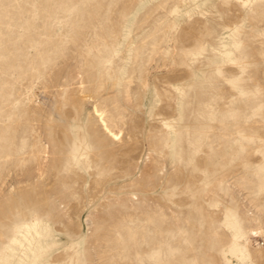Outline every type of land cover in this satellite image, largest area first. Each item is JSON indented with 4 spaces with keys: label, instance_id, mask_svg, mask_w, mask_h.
Wrapping results in <instances>:
<instances>
[{
    "label": "rangeland",
    "instance_id": "obj_1",
    "mask_svg": "<svg viewBox=\"0 0 264 264\" xmlns=\"http://www.w3.org/2000/svg\"><path fill=\"white\" fill-rule=\"evenodd\" d=\"M263 245L264 0H0V264Z\"/></svg>",
    "mask_w": 264,
    "mask_h": 264
},
{
    "label": "bare ground",
    "instance_id": "obj_2",
    "mask_svg": "<svg viewBox=\"0 0 264 264\" xmlns=\"http://www.w3.org/2000/svg\"><path fill=\"white\" fill-rule=\"evenodd\" d=\"M96 113L98 114L99 118H101V120H102V122H103V124H104V126H105V129H106L110 134H112V135L114 136V138H117L118 135L112 133V132L109 130V128H108L106 122L104 121L103 115L100 113V111H97V110H96ZM256 238H258V237L254 236L253 240H254L255 242H258V240H256ZM259 238H260V237H259ZM259 238H258V239H259ZM259 241H260V240H259ZM262 244H263V243H262ZM260 245H261V244H260ZM263 246H264V245H263Z\"/></svg>",
    "mask_w": 264,
    "mask_h": 264
}]
</instances>
